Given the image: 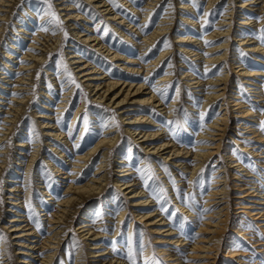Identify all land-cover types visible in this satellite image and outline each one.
<instances>
[{
    "label": "rangeland",
    "instance_id": "obj_1",
    "mask_svg": "<svg viewBox=\"0 0 264 264\" xmlns=\"http://www.w3.org/2000/svg\"><path fill=\"white\" fill-rule=\"evenodd\" d=\"M111 1L123 12L127 11L126 8L121 5L122 0H109V2ZM228 1L229 0H225L223 3H221L219 8L217 7L211 9V16H207L208 14L206 12L208 11L207 8L209 6L210 0H192L193 3L188 2V0H167L161 5L160 10L156 14L151 15L149 22H146L149 23V25L148 29L145 31V34L151 32L156 27V25L164 16V11H166L170 5H172L170 6L171 8H175V31H173L171 35V40L174 45L173 50L175 51L174 53L172 51L171 54H173L174 58H169L165 62L163 71L154 76L151 86L153 87V85L157 83L160 75L167 70L170 64L174 62L177 64L178 70L174 74V79L170 82L172 84L170 90H168L169 97L166 102L167 106H169L172 101H174V98L177 97V92L183 90L184 94L181 97L180 104L178 105L177 114L175 118L170 121L171 123L167 122L164 124L163 121L166 119L162 115L161 118H156V120L159 121L158 123H162L164 125V132H167V134L170 132L173 133L175 139L182 141V143L183 141H186L187 143L185 142L183 146L189 147L191 150L199 146L198 144L205 140L199 139L200 132H204L207 124L211 122L215 116H217L219 113L220 103H218L213 109H210L212 114L209 117L205 119L202 118L205 113V103L203 101L204 97L202 96V93L191 88L192 84L187 82V79H184V75L182 73L183 68L180 66L183 64H190L191 62L190 65L192 68L198 72L209 70L210 67L208 65L210 64H208L206 61V51L211 47L208 46L211 43L204 44L202 46L203 49L194 50L195 53L200 52L202 57L199 60H192L195 56H191V54L186 51H180L183 48H180L178 45L185 44L187 47H190V44L198 43L196 40L193 43H175L180 32H178V29L194 31V25L191 23L192 20H195L198 23V26H200L202 25L203 21L209 19L210 25L208 31L199 34L189 32L190 35L194 36L195 39L201 41V43H204L205 36L214 30V25H217L220 20H223L222 18L224 16L225 9L228 7ZM239 1L245 2L246 7L238 8V6L242 5ZM250 1L255 0H234V4L236 9L239 10V13H242L241 11L245 10L247 15L243 16L237 14V16L234 18V31H232V36L241 35V37H260L262 34L261 30L264 29V9L261 10L263 11L262 15L259 14L260 10L258 9L250 10L249 8H251L252 5H256V3L249 4ZM256 1L259 2L257 3L259 4V7H263V3H260L262 0ZM18 2L19 4L17 7L13 8V14L4 21V23H6V26H4L5 34L0 41V94L3 95L2 99H0V102H3L0 103V131H4L3 126L5 125L3 119L6 116L4 111L10 108L12 102V100H10L11 98H15L16 96L23 98L24 96H27L29 99V104L28 106H25L23 114H21L16 121L14 126L15 135H9V139L6 142V146L8 147L6 150L7 158L5 159L7 167L6 170L3 169L0 176V264L7 262H10V264H21L20 258L18 257L22 256L31 259L30 257L33 256L17 253V248L26 250V247L15 245L14 234L13 232H10L11 229H8V226L15 224L9 222L11 217L19 214L18 212L14 213L13 211H8L11 209L8 207L10 205L8 202H10L11 199L8 198L7 194L10 181H13L11 183L18 184L22 187V192L20 195L17 194L18 196H16V199L23 197L22 201H25L23 207L24 212H22V215H24L26 218L22 217V219L27 220L24 222L26 224L32 223V226H35L38 230L39 236H36L34 239L43 240L47 238V229L49 226L48 218L47 216L42 215L43 211L41 210L48 208L49 214L55 210L56 203L59 202L63 196L65 191L64 186L68 180L61 179V176L57 177L51 168V163L47 162L52 158V155L60 158L58 153H56L52 147H60L62 145L58 144V142H56L54 139L49 140V137L45 135L40 121H48L52 116L59 121V125L64 126L63 130L66 133L68 132L69 126L74 119L76 110L81 106V104H84L83 107L86 109V111L81 116L77 125V129L72 132L73 135L69 143L71 144L69 145L70 149H65L67 160L62 158L59 159V163L62 164L59 166L63 168V171L69 172V174L73 173L71 171L73 168L71 162L76 156V150L73 151L71 148H73L76 140L78 139V135L81 132L83 125L82 117L85 115L87 116L88 120V130L83 143L90 142V144H92L96 142L102 132L107 129L106 126L109 124L114 125V123H116V128L120 127V132L118 133H121L119 137L122 141L115 147L113 152L109 154V159L107 162L108 166L106 167L108 171V180L102 193L95 194L92 197H87L86 201L81 205V208L78 211L74 209L70 212L67 220L65 221V225L62 226V233L60 235L61 241L57 246L58 248H56V250L54 249L57 251L54 264H76L79 254H81L80 257L86 264H92L93 261L109 264L113 256L119 257L130 264V261L126 258L129 247L134 249L138 264H143L144 259L151 260L153 255H155L159 264H169L157 253L156 246L158 244L155 243L152 233L144 223L137 222V225H133L131 227L132 221L134 220L132 213L127 212L125 215V220L119 224L118 219L120 212L124 210L127 205H130L131 202L130 199H128V194H125L126 191L121 190L116 183V179L118 178L123 181L132 180L135 178L139 183V186H143V191L145 192L146 196H149L152 200V204L144 207V209H156L159 215L165 217V220L172 224L168 227H171L177 231V234L174 237L177 238L178 236H182V238L187 241L185 246H176L175 243L168 244L167 242L161 245L166 247L169 253L173 254L175 257H178L181 261V264H194L199 258L193 257L194 251H192V248L196 239H198L202 234L198 232L199 227L204 222V217L211 208L206 206L208 201L207 197L212 189L214 180L216 179L215 173L222 166V163H220L222 160L224 161L227 171L226 176L228 178L229 197L226 199L229 200L230 204L226 211L229 212L228 220H230L231 224H229L226 231L223 233L224 238L220 245L221 247L219 248L215 264H236L232 258L224 257L226 254V245H232L235 250L249 253L248 256L244 257V259L248 262L264 264V244L260 245L259 247H255V244L252 242L259 239L264 243V238H262V235H264V230L258 226L256 220L250 218L246 213H237L239 210L236 208L237 205L234 204V198L243 194L242 192L246 188L251 187V189H254L259 186L258 190L264 192V153H262L264 150V145L262 143L257 144V146L262 148H255L257 151H259L258 155L256 156H252V154H250L248 151H242L241 144L239 143L248 144L246 143L248 141L246 138L250 134L242 133L244 132L243 128H239L238 132L235 133L233 127L238 126V124H231L229 127L231 129H229L230 131L227 132L225 139L222 142L220 154L214 157L209 163H206L204 165L205 167L198 173L196 178L191 176V171L193 169V156L190 153L189 157L178 158L180 159V162H178L180 165H176V163L173 162L174 159H170L169 162L164 164L163 170L165 171V174H169L168 182L165 183L164 177H162L160 171L152 163L153 157L157 156L155 161L157 163L159 161L162 162L164 157H160V154L156 155V153L155 155L144 153L142 146L130 136L129 130L126 129V126L133 127L134 125L125 124L128 120L122 119L120 117L119 112L121 109L118 107L115 108V106L111 104H109L110 106L108 107V102L106 101L102 103L95 101V98L93 97L94 92H92L91 88L87 86V82L78 72L76 67L77 65L74 64L73 59H71L72 51L78 50L79 55H86L92 60L101 61L103 63V67L108 63V60L104 55L96 52L91 46L80 43V37L78 38L74 34V31L77 30V28H80L83 30V33H86V23L88 24L89 22H77L74 19H69L66 14H68L70 11L60 9L61 6L57 4V0H18ZM143 2L144 0H142V3ZM76 3L84 5L85 9L83 11L85 12V15L91 17L93 21L89 24L95 28L98 26V29H96L98 31V35H103L106 38L108 37L114 43L122 44L126 47H129V44L133 45L132 41H126V38L124 41V36H122L120 33L122 28L124 29L125 25L131 23L129 21H133L131 23L132 26H143L142 23L140 24L142 21L140 14H131V16L135 17L136 20H130V17H128L125 19V21H127L125 22V25H120L118 23L120 22V19H117V21H112L111 19L106 20V16H104L101 11L102 8H94L92 4H86L84 0H76ZM28 4H31L33 7L29 8ZM185 4H188L190 7H195L197 14L194 18L188 14V12L190 13L191 11L190 8H180V5ZM50 5H52L51 8ZM141 6L142 4H137L139 9ZM214 9L217 11L219 10V14L217 16H214V13L216 12ZM123 12H118L120 17H124ZM247 16L257 20V22L263 21V24L260 27L261 30H259V27L256 26L257 24L250 27L240 23V18ZM189 20L191 21L190 23ZM72 23L75 24L72 25ZM111 23H114L116 28L114 25H111ZM1 24H3L2 20H0V25ZM119 28L121 29L120 31H118ZM21 29L25 31H20ZM125 31L130 33L128 35L131 39H134V36L136 37L134 33H131L126 29ZM38 32L50 34L52 41L55 40V37H57L58 41H56L55 44L45 51V60L47 64H40L34 70V75L31 76L33 80L31 83L29 82L31 85H20L17 83V80L23 74L21 73L22 71H20L21 65L28 64L32 57L28 56L26 57L27 59L22 58L26 54L30 53L34 54L35 56H40V53L44 51L41 45H44L45 42L42 39H40V41L35 44L33 48L29 47L32 43H36L33 41V37L35 34H38ZM65 33H67V36ZM89 33L92 32L90 31ZM232 36L229 47V55H234L242 62L256 64L258 68L264 69V56L259 55L261 62H254L253 59L254 55L256 54L246 51L245 46H241L240 42L234 41V37ZM137 38L140 40V37ZM222 40L224 39H219L217 42H222ZM52 41H50V43ZM161 43L163 44L166 42L163 39ZM35 48L39 49V51H34ZM153 48H157L156 52L148 56L144 62V65L149 64L150 60L155 58L160 52V47L155 46ZM194 49H196V47H194ZM7 51L10 52L12 57L15 58H6ZM138 56H140V54H138ZM232 60L233 59L231 58V60L228 62L230 65ZM9 64L13 65V69L9 67ZM115 65V63H111V66L109 65L110 67L108 66V69L106 70H118V67ZM230 65L228 66L231 71V76H233L232 80L236 81V85L238 87L237 90L241 92L243 100L250 104L252 109L256 111V117L248 119L255 120L250 124L255 125L254 127L258 129L260 128V123L264 121V111H262L264 110V101H255L256 98H258L255 97L257 96L256 91L254 89L251 91L246 90L243 83L239 81L236 74L230 68ZM221 67L222 66L215 68V74L213 75L220 73ZM140 74L142 77H145V73L141 72ZM234 76H236L235 79ZM9 78L12 79L11 84H8L9 82H7ZM205 79H209V77L207 76ZM258 80H261L260 86L258 87L260 90H258L264 93V77ZM58 81L61 82L60 86L57 85ZM69 86L70 88L66 89ZM22 87L27 89H20ZM60 87L63 89H58ZM154 87H156V85H154ZM15 88L19 91L15 92ZM150 89L153 88L150 87ZM70 90L71 95L65 96V94H67ZM165 92L167 91L165 90ZM165 92H161V95L165 94ZM64 98L68 100L71 99V102L67 106V111L57 112L58 110H61L59 108L61 105L59 102ZM131 101L132 100L124 105L130 107L132 105ZM36 112H40V114L46 117L37 118ZM230 112L231 122H233V119L238 121L240 120L235 118V115L238 114L237 112ZM133 114L134 113L128 115L132 116ZM98 115L101 116L100 122L96 121ZM128 115L125 116V118L129 117ZM197 126H200V128L197 129ZM21 140H26L27 146L23 148L25 154H19L22 150H19L20 147L17 146V144H19ZM254 142L255 141L252 140L249 143ZM4 144L5 142L0 145V149L4 147ZM61 144L65 146L66 143ZM38 145H41L39 157L33 163L32 168L28 170L26 164L29 162L34 149ZM254 145L255 144H250L248 147L254 149ZM59 149H62V147ZM103 151L97 154L98 156L91 163V165L86 168L87 170H85L83 176L79 178V180H82L83 183L87 182L88 179L91 178V176L97 171V166L102 158ZM229 154L231 156L233 155V158L239 159L241 164L244 165L243 168L248 169L250 173H252L251 177L247 176L248 174L246 175L245 173L247 172L244 170L236 171L238 172L239 179H237L235 183L237 186L242 185L240 190L233 184L235 180L234 176L232 175L234 173V169L232 170V168L229 167L231 165L230 161L232 160L229 157ZM22 155L23 158L21 162H19L17 159ZM45 157H48L47 160ZM119 157H121V159L125 160L127 163L118 164L117 161L120 159ZM19 163L21 164L19 165ZM146 163L148 164L145 165ZM119 165H125L127 168H133L137 174L134 176L119 177L121 175L120 173H123L118 172V170H120L118 169ZM28 172H30V175H27ZM198 178L202 179V184L198 182ZM64 181L65 183H63ZM145 185H147V187ZM44 187H47L49 193L54 195L55 200H48L44 193ZM27 191L28 195L26 198ZM193 194L194 200L190 199ZM156 196L161 197L159 202ZM165 196L170 199L165 200ZM177 196H179L182 203L185 202V204L189 206V209L192 211V216L179 212L177 203L175 201ZM236 200L242 201L240 198H237ZM39 205H43V207H39ZM162 206L166 209V211H161ZM166 213H170L171 215ZM85 220H89L91 222L93 225V231H100L101 234L106 233L108 236L96 240L85 239V236H83L82 233H79L78 230L80 224ZM18 223L21 224L23 222H17V224ZM105 224L109 225L107 226L108 228L102 227ZM238 225L245 227V229L249 231L248 234L250 235V240H245L243 237L238 236L233 232L235 227ZM52 234L53 233L50 235ZM129 237H131V244H129ZM22 239V242L25 243H29L31 240V238L28 236ZM89 242L100 243L101 248L91 249V246L88 245ZM141 245H143L142 255L140 247ZM149 246L150 251L148 252ZM258 249H260L262 252H259ZM91 250H106L108 253L100 257H92V254L90 253ZM7 257H9L7 262L1 261ZM38 258L39 256L37 257V260ZM220 258H224L227 263L220 262Z\"/></svg>",
    "mask_w": 264,
    "mask_h": 264
},
{
    "label": "bare ground",
    "instance_id": "obj_2",
    "mask_svg": "<svg viewBox=\"0 0 264 264\" xmlns=\"http://www.w3.org/2000/svg\"><path fill=\"white\" fill-rule=\"evenodd\" d=\"M166 1L167 0H144V2L142 3V0H122L121 5H123L127 10L123 12L112 1L109 2V0H84L86 4H92L94 8H102L101 11L103 15L106 16V20L111 19L112 21H117V19H120V22H118L120 25H125V22H127L125 21V19L128 17H130V20H136L135 17L131 16V14H140L142 20L140 24L142 23L143 26H147L146 30L148 29L149 25V23L146 22H149L151 15L156 14L160 10L161 5ZM224 1L225 0H210L209 6L207 8L208 11L206 12L208 14L207 16H211V9L217 7L219 8L221 3H223ZM188 2L193 3L192 0H188ZM239 2H241L242 5L238 6V8L246 7L245 2ZM252 3H256V5H252V7L249 9H258L260 10L259 14L262 15L263 11L261 10L264 9V0L260 2L263 3V7H259V4H257L259 2L256 0L249 2V4ZM18 4V0H0V20L3 21V24L0 25V41L5 34L4 26H6V23H4V21L13 14V8L17 7ZM57 4L61 6L60 9L70 11L68 14H66L69 19H74L77 22H93L91 17L85 15V12L83 11L85 9L84 5L76 3V0H57ZM137 4H142V7L139 9L137 7ZM28 6L29 8L33 7L31 6V4H28ZM51 6L52 5H50V8ZM170 6L166 11H164L165 14L160 22L149 33L145 34L146 30L142 28L141 25L139 27H135V25L132 26L131 23L133 21H129L131 23L125 25L127 27L124 26V29L122 28L121 30L119 28L118 31L121 30L120 33L122 34V36H124L123 40L125 41L126 38V41H132L133 45L129 44V47L114 43L108 37L106 38L103 35L99 36L98 31L96 30L98 29V26H96L95 28L91 24L86 23V33H83V30L77 28V30L74 31V34L78 38L80 37V43H82L83 45L91 46L96 52L106 57L108 63L104 67L102 66L103 63L101 61L92 60L86 55H79L78 50L72 51L71 56L74 64L77 65L76 67L78 69V72L87 82V86L91 88L92 92H94L93 97L95 98V101L99 103L106 101L108 102V107L110 106L109 104H111L114 105L115 108L118 107L119 109H121L119 112L120 117L122 119L128 120L125 124L134 125L133 127L126 126V129L129 130L130 136L142 146V148L144 149V153L150 155H155L156 153V155L160 154V157H164L162 162L159 161L158 163L155 162L157 156L153 157L152 163L160 171L162 177H164L165 183L168 182L169 174H165V171L163 170L164 164L166 162H169L170 159H174L173 162H175L176 165H180V163H178L180 162V159L178 158L189 157L190 153L193 156V169L191 171V176L196 178L198 173L205 167L204 165L206 163H209L214 157L220 154L222 142L225 139L227 132L230 131L229 129L231 128L229 127L231 124H238V126L233 127L235 133L238 132L239 128H243L244 132L242 133L250 134L246 138L248 139V141L246 142L248 144L239 143L241 144L242 151H248L250 152V154H252V156H256L259 153V151L255 149L259 147L257 146V144L262 143L264 145L263 131L260 128L257 129L256 127H254L255 125L250 124L255 120H249L250 118L256 117V111L252 109V106L250 104L243 100L241 92L237 90L238 87L236 85V81L232 80L233 76H231V71L228 66L230 65L228 62L232 58L233 60L230 68L236 74L239 81L243 83L246 90L251 91L252 89H254L256 91L257 96L255 97L258 98H256L255 101H264V93L259 91L260 88H258L261 81L258 79L264 77V69L258 68L256 64L242 62L238 60L234 55V57L229 55L231 36L233 35L232 31H234V18L237 16V14L243 16L247 15L245 13V10L241 11L242 13H239V10L236 9V6L234 4V0L228 1V7L225 9V13L222 18L223 20H220L217 25H214V30L205 36L204 43H201V41L195 39L194 36L190 35V33L199 34L208 31L210 25L209 19L203 21L202 25L200 26H198V23L195 20H192V22L189 20V23L191 22L194 25V31L178 29V32H180L179 36L177 37V41L175 42L193 43L195 40L197 41L198 44H190V47H187V45L185 44L178 45L180 46V48H183L180 51H186L190 53L191 56H195L192 60H199L202 57V54L200 52L195 53L194 50L203 49L202 46L204 44L211 43L210 45H208L211 47L206 51V61L208 64H210L208 65L210 67L209 70L198 72L197 70L192 68V66L190 65L191 62L190 64H183L180 66L181 68H183L182 73L184 75V79H187V82L192 84L191 88L202 93V96L204 97L203 101L205 103V113L202 116L203 119L209 117L212 114L210 109H213L218 103H220L219 113L217 114V116H215L213 120L207 124L204 132H200L199 139L205 140L202 143H199V146L191 150L189 149V147L183 146L186 141H183L182 143V141L175 139L173 133L170 132L169 134H167V132H164V125L162 123H158L159 121L156 120V118L159 119L161 118V115L164 116V118L166 119L163 121L164 124L173 120L177 114L178 105L181 102V97L184 94L183 90L177 92V97H175L174 101H172V103L167 106L166 102L169 97L168 90H170L172 84L170 82L174 79V74L178 70V66L175 62L170 64L167 70L160 75L157 83L154 84L156 85L155 90L150 89V87L153 88L151 86V83L154 76L163 71L165 62L169 58H174L173 54H171L172 51L173 53L175 52L173 50L174 45L171 40V35L172 32L175 31V8H171ZM186 7L190 8L191 11L190 13L188 12V14L190 16H193L194 18L197 14L195 7H190L188 4L180 5V8ZM214 10L216 11L214 13V16H217L219 14V10ZM119 11L123 12V16L125 18L119 16ZM240 19V23H242L243 25L251 27L252 25L257 24L256 26H258L259 30H261L260 27L263 24V21L257 22V20H254L253 18L248 16L242 17ZM74 24L75 23H72V25ZM111 25H114V27L116 28V25L114 23H111ZM88 28L91 30H89ZM125 29L130 31L131 33H134L136 37L134 36V39H131L128 35L130 33H127ZM20 31L25 30L21 29ZM90 31L92 33H89ZM137 37H140V40ZM232 37H234V41L240 42L241 46H245L246 51L256 54L254 55V62H261V60L259 59V55L264 56V43H261L260 39H258L259 37H241V35H234ZM40 39L44 40L45 42L44 45L40 44L44 50L40 53L41 55L35 56L34 54L30 53L26 54L22 58L27 59L26 57L28 56L32 57V59L30 58L31 60L28 64L21 65L20 71H22L21 73L23 74L17 80V83L20 85H31L29 84V82L31 83V81L33 80L31 76L34 75V70L40 64L46 63L45 51L53 44H55L56 41H58L57 37H55V40L52 41L50 34L38 32V34H35L33 37V41L36 43H32L29 47L33 48L34 45L40 41ZM163 39L166 43L162 44L161 42ZM219 39L224 40H222V42H217V40ZM50 41L52 42L50 43ZM155 46L160 47V52L155 58L150 60L149 64L144 65V62L146 61L148 56L156 52L157 48H153ZM194 47H196V49H194ZM35 50L39 51V49L36 48L34 49V51ZM6 54V58L8 59L15 58L12 57V54L8 51ZM138 54H140V56H138ZM111 63H115V66L118 67V70H106L108 69L109 65L111 66ZM12 66V64H9V67L13 69ZM219 66H222L220 73H216V75H213L215 74V68ZM141 72L145 73V77L149 78L148 81L142 79L143 77L140 74ZM207 76L209 77V79H205V77ZM236 76H234V79ZM11 80V78L8 79V84L12 83ZM57 85L60 86L61 82L58 81ZM68 88H70V86L66 89ZM20 89L27 88L22 87ZM58 89L62 90L63 88L60 87ZM165 90L167 92H165ZM14 91L17 92L19 90L16 89ZM161 92H165V94L161 95ZM70 93L71 90L68 91L65 96H70ZM2 97L3 95L0 94V99H2ZM10 100H12L10 108L4 111V113L6 114L3 119L5 125L3 126L4 131H0V145L5 142L4 147L0 149V176L3 169L6 170L7 167L5 162V159L7 158L6 150L8 149V147L6 146V142L9 139V135H15L14 126L16 124V121L18 120L19 116L23 114L25 106H28L29 104V99L27 96H24L23 98L16 96L15 98H11ZM130 100H132V105L130 107L125 106L124 104L130 102ZM70 102L71 99L68 100L66 98L60 101L59 103L61 105L59 106V108L61 110H58L57 112L67 111V106ZM83 105L84 104H81V106L76 110L74 119L72 120L69 126V130L66 133L63 130L64 126L59 125V121L52 116L48 121H40L45 135L49 137V140L54 139L56 140V142H58V144L62 145L60 147L53 146L52 149L56 153H58L60 158L64 160H67L65 149H70L69 145L71 144L69 143L73 135L72 132L77 129L78 122L83 113L86 111ZM230 111L237 112L238 114L235 115V118L240 120L238 121L233 119V122H231ZM132 113H134L132 116L128 115ZM36 114L37 118L46 117L40 114V112H36ZM127 115L129 117L125 118V116ZM96 121H101L100 115L97 116ZM115 126L116 123H114V125L109 124L108 126H106L107 129L102 132L96 142L90 144V142L83 143L87 131L85 130L84 125H82V129L78 135V139L76 140L73 148H71L73 151L76 150V156L72 161L73 163L71 162V165L73 166L71 171L73 173L69 174V172L63 171V168L59 166L62 165L61 163H59L60 158L57 156L52 155V158L47 161L51 163V168L53 169L57 177L61 176V179L68 180L66 181V184L64 186L65 191L63 193V196L61 197L59 202L56 203L55 210L50 214L48 212V208L41 210L43 211L42 215L47 216L48 218L49 226L47 229V238L43 240L34 239L36 236H39L38 230L35 226H32V223L26 224L24 222H26L27 220L22 219V217H25L24 215H22V212H24L23 207L25 201H22L23 197H19L18 199H16V196L21 194L22 187L18 184L11 183L13 181H10L7 194L8 198L11 199V201L8 202L10 204L8 207L9 209H11L8 211H13L14 213L18 212L19 214L11 217L9 222L15 224L8 226V229H11L10 232H13L14 234L15 245L26 247V250L17 248V253L27 256L33 255L32 257H30L31 259L22 256L18 257L20 258L21 264H54L57 256V251L55 250L56 248H58L57 246L61 241L60 235L62 233V226L65 225V221L67 220L70 212L74 209L78 211L81 208V205L86 201L87 197H92L95 194H101L104 190V186L106 185L108 180V171L106 167L108 166L107 162L109 159V154H111L115 147L122 141L119 137L121 133H118L120 132V127L116 128ZM196 128L199 129L200 126H197ZM70 132L71 136L69 135ZM252 140L255 142L249 143ZM61 143L66 144L64 146ZM250 144H255L254 149L248 147V145ZM17 146L20 147L19 150H22L19 154H25L23 148L27 146L26 140H21L20 143L17 144ZM40 146L41 145L36 146L29 162L26 164L28 170L32 168L33 163L39 157L41 151ZM61 147L62 149H59ZM102 151V158L97 166V171L94 173V175L91 176V178L88 179L87 182L83 183L82 180H79V178L83 176V173L85 172V170H87L86 168H88V166H90L98 156L97 154ZM262 153H264V150ZM229 157L232 159L230 161L231 165L229 167L232 168V170L234 169V173L232 175L235 179L233 184L236 187L237 184L235 182L237 181V179H239L238 172L236 171L244 170L247 172L245 174H248L247 176L251 177L252 173H250L248 169L243 168L244 165L241 164V161L239 159L233 158V155L231 156L230 154ZM22 158L23 155L20 156L17 160L21 162ZM47 158L48 157H45L46 160ZM119 158L120 159H118L117 161L118 164L127 163L125 160L121 159V157ZM220 163H222V166L215 173L216 179L214 180L212 189L207 197L208 201L206 206L211 208L205 215L204 222L199 227L198 232L202 234L198 239H196L195 244L192 248V251H194L193 257L199 258L195 261L194 264H215L219 248L221 247L220 245L224 238L223 233L226 231L229 224H231L230 220H228L229 212L226 211L227 207H229L230 204L229 200L226 199L229 197L228 178L226 176L227 171L224 165V161L222 160ZM20 164L21 163H19V165ZM147 164L148 163H146L145 165ZM126 168L127 167L125 165L118 166V169H120L118 170V172H123L120 173L121 175L119 177L134 176L137 174L133 168ZM27 175H30V172H28ZM63 183H65V181ZM116 183L121 190L126 191L125 194H128V199H130L131 202L130 205H127L124 210L120 212V216L118 219L119 224L125 220V215L127 212L132 213L134 216V220L132 221L131 227L133 225H137L138 223H144L152 233L153 238L155 239V243L158 244H156V250L159 256L165 259V261L169 264H181L180 259L169 253L168 249L161 244L167 242L168 244L175 243L176 246H185L187 241L183 239L182 236H178L177 238L174 237L177 234V231H175V229L171 227H168L172 224L167 222L165 220V217L159 215L156 209H144V207L152 204V200L149 196H146L145 192L143 191V186H139V183L135 178L127 181H123L118 178L116 179ZM237 187L240 190L242 185H239ZM258 188L259 186L254 189H251V187L246 189L242 188L245 190L242 192L243 194L234 198V204L237 205L236 208L239 210L237 213H246L250 218L256 220L258 226L264 230V192L259 191ZM43 189L48 200H55L54 195L49 193L47 187H44ZM27 195L28 191L26 193V198ZM237 198L242 199V201H237ZM175 201L177 203L179 212L192 216L191 209H189V206L185 204V202H181L179 196L175 198ZM39 207H43V205H39ZM17 222L23 223L17 224ZM107 226L109 225L105 224L102 227L108 228ZM78 230L79 233H82V235L85 236V239L96 240L108 236L106 233L101 234L100 231H93V225L89 220L83 221L78 227ZM233 232L238 236L243 237V239L245 240H250V235L248 234L249 231L241 225L236 226ZM51 233L53 234L50 235ZM27 236L31 238L30 242H22V238H25ZM252 242L255 244V247H259L260 245L264 244L259 239ZM88 245L91 246V249L101 248L100 243L97 242H89ZM225 250L226 254L224 255V257L232 258V260H234L236 264H255L244 259V257L249 255V253L245 251L235 250L232 245H226ZM149 251L150 246L148 252ZM258 251L262 252L260 249H258ZM90 253L92 254V257H100L107 254L108 251L91 250ZM80 255L81 254H79L77 257L76 264H86L84 260H82ZM38 256L39 258L37 260ZM220 259V262L227 263L224 258ZM8 260L9 257L4 258L1 261L7 262ZM4 264H10V262ZM92 264L103 263L99 261H93ZM109 264H129V262L127 263L123 259L113 256Z\"/></svg>",
    "mask_w": 264,
    "mask_h": 264
},
{
    "label": "snow or ice",
    "instance_id": "obj_3",
    "mask_svg": "<svg viewBox=\"0 0 264 264\" xmlns=\"http://www.w3.org/2000/svg\"><path fill=\"white\" fill-rule=\"evenodd\" d=\"M142 7V6H141ZM142 28H144L146 30L147 26H141ZM261 35L259 37L261 43H264V29L261 30ZM65 35L67 36V33H65ZM142 79H144L145 81H148V77H143ZM153 89L155 90V87L153 85ZM264 111V110H262ZM82 121H83V125H84V128L85 130L87 131V126H88V120H87V116L85 115L84 117H82ZM168 123H171V122H168ZM118 126V125H117ZM260 129L262 131H264V121H262L259 125ZM69 135L71 136V132L69 133ZM78 147V145H77ZM198 182L199 183H203L202 179H199L198 178ZM147 187V185H145ZM177 191L179 192V190L177 189ZM155 195V193H154ZM158 202L160 201L161 197L160 196H156ZM165 200H169L170 198L168 197H164ZM190 199H193L194 200V194L192 197H190ZM161 211H166V209L162 206L161 207ZM168 215H171L170 213H166ZM262 238H264V235H262ZM131 237H129V244H131ZM115 247V246H114ZM141 247V255L143 253V245L140 246ZM126 258L130 261V264H138V260H137V256H136V253L134 251V249L132 247H129L128 248V254L126 256ZM143 264H159L157 258L155 257V255H153V257L151 258V260H148V259H144L143 260Z\"/></svg>",
    "mask_w": 264,
    "mask_h": 264
}]
</instances>
